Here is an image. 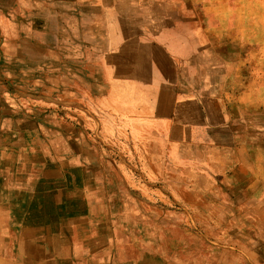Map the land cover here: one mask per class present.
Wrapping results in <instances>:
<instances>
[{
    "label": "rangeland",
    "instance_id": "1",
    "mask_svg": "<svg viewBox=\"0 0 264 264\" xmlns=\"http://www.w3.org/2000/svg\"><path fill=\"white\" fill-rule=\"evenodd\" d=\"M7 49L14 50L18 61L27 51L83 49L88 65L98 54L105 96L92 97L91 84L82 96L74 78L66 84L65 77H57L55 54L47 58V68L53 69L47 81L32 68V82L11 83L2 74L14 69L3 61ZM63 61L69 60L64 56ZM35 74L39 82H34ZM242 76L256 79L259 143L264 147V0H0V124L16 110L27 119L20 125L24 133L13 134L0 125V151L11 154V143L18 142L22 156L32 155L31 149L52 154L46 140L64 136L51 134L56 126L48 120L43 122L46 131L35 133V122L28 121L22 108L26 106L9 105L13 101L6 95L44 88L54 95L70 90L83 100L84 139L103 162L100 170L107 162L116 168L108 179L88 186L101 192L94 216L100 226L88 232L102 231L108 223L121 246L110 264H241L225 245L238 243L250 250L253 242L264 259V223H256L262 239L253 237L252 223H245L240 210L244 198L237 190L244 187V171L235 162L224 165L211 153L207 156L201 143L205 133H197L200 127L210 129L212 119L240 117L244 106L234 97L195 98L193 88L212 86L235 94ZM63 98L45 100L56 106H48L51 112L42 110L43 116H60L62 111L66 120L75 117L76 106L61 109ZM20 101L35 103L27 96ZM5 105L10 106L8 113ZM195 109L202 110L204 122L195 123ZM208 133L216 140L208 141L216 144L222 136ZM34 141L44 143L35 147ZM156 157L162 166L152 163ZM144 161L150 169L147 179L132 174L128 166L141 168ZM237 169L240 174L230 177ZM106 229L103 234L109 236ZM69 248L67 260L61 258L63 250L53 251V264H91Z\"/></svg>",
    "mask_w": 264,
    "mask_h": 264
},
{
    "label": "crops",
    "instance_id": "2",
    "mask_svg": "<svg viewBox=\"0 0 264 264\" xmlns=\"http://www.w3.org/2000/svg\"><path fill=\"white\" fill-rule=\"evenodd\" d=\"M23 53L20 57L22 61H18L17 54L10 49H7V56L3 57V61H9L14 68L7 70V73H2L8 81L10 80L9 82L15 84L32 82V68L35 73L43 72L42 79L44 82L47 81L50 73L48 71H53L47 68V58L55 54L57 56L55 64L59 66V71L56 70L57 77H65L66 84L72 82L74 78L77 92L82 96L90 84L92 97L95 95L99 100L105 96L100 90L98 54L91 57L92 61L88 65L89 58L86 59L87 53L83 49L66 50V53L52 51L42 53L27 51L25 55ZM59 54L61 58L58 62ZM64 56L69 61L64 62ZM35 77L37 78H34V82H39L36 74ZM52 80L57 81L56 78ZM255 82L256 79L253 76L249 78L242 76L237 82L241 86L235 94L232 91L221 93L219 89L216 91L212 86L202 85L195 86L193 94L195 98L212 99L215 96L217 99H229L234 97L236 100L243 101L244 107L241 109L240 117L230 114L222 116L218 121L212 119L209 121L210 129L200 127L197 133H205V139L201 143L205 146L207 156L211 153L224 165L235 162L244 171V176L241 178L244 181V187L237 190V194L244 198L243 207L240 210L245 216V223H252V228H249L253 237L261 240V232L256 227V223H264V214L261 213L264 211V196L260 197L264 191L261 189L264 186V167L261 168V165H264V147L259 143L260 95L254 86ZM248 84L252 87H247ZM44 91L43 88L42 91L37 92L6 95L7 99L11 98L13 101L9 105L16 108H21V105L26 106L22 108H25V112L29 114L28 121L35 122V133L45 132L43 122L48 120V124L51 122L56 126V130L50 128L49 132L51 134L56 131L63 132L64 136L46 140L47 148L52 151V154L31 149L32 155L22 156L18 142L11 143L13 147L11 154L4 155L6 151H0V264H53L52 252L58 249L63 250L65 256L61 258L67 260L72 256L69 248L71 246H73L74 255L83 257L87 263L110 264L112 256L114 259V251L121 246H117L119 240L110 233L108 223H105L106 227L102 225V231L88 232L91 228L100 226L94 216L99 207L98 194L101 193L100 190L95 192L88 186L96 181L108 179L110 175L115 174L116 168L107 162L106 166L100 170L99 164L102 165L103 162L94 155L93 146L89 140L84 139L85 125L87 126L84 119L87 110L84 108L83 100L78 101L76 94L70 90H66L64 94L56 91L55 95ZM209 91L212 95H207ZM25 96L33 98L35 103L25 105L24 101H20ZM60 96L64 97L65 105L61 107L63 111H68L70 106H76L75 117L70 116L66 120L63 118L62 111L60 116L57 114L43 116L42 110L47 112L50 110L48 106L51 108L56 106V102L51 104L44 101L49 100L48 98L60 101ZM74 101L81 105L78 106ZM9 107L7 105L3 107L7 113V110H10ZM195 111V123L198 124L201 120L204 122L205 116H202V110L195 109ZM69 114L72 115L73 112L69 110ZM12 115V118H4L0 124L1 127L5 125L10 128L5 130H11L13 134L24 133L20 125L27 119L21 118L18 110L12 112ZM72 118L75 119V123L72 122ZM86 121H88L87 118ZM208 132L221 133L222 136L217 144L211 142L216 140ZM42 143L44 142H33L35 147ZM41 154L45 155L41 156ZM153 159L152 163L162 166L159 158ZM144 163L141 168H137L135 163H128V166L130 171H133L132 174L135 172L141 179H147L150 178L148 176L150 169L148 162L144 161ZM179 164L183 165L184 162ZM37 165L43 166L42 169ZM233 174L237 176L240 170H234L230 177ZM56 213L60 216L58 217ZM104 228H107L106 232L109 231V236L104 235ZM254 244L255 242L250 250L238 243L225 246L234 249L237 262L261 264L264 259L256 254L259 248L256 249ZM129 264L133 263L129 262Z\"/></svg>",
    "mask_w": 264,
    "mask_h": 264
}]
</instances>
